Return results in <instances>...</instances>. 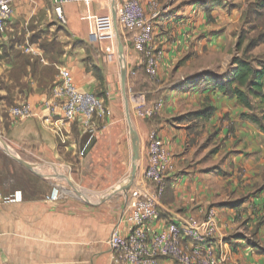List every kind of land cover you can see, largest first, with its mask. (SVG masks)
I'll list each match as a JSON object with an SVG mask.
<instances>
[{"label": "crops", "instance_id": "crops-1", "mask_svg": "<svg viewBox=\"0 0 264 264\" xmlns=\"http://www.w3.org/2000/svg\"><path fill=\"white\" fill-rule=\"evenodd\" d=\"M123 1L117 0V6ZM137 1L148 15H158L153 21L151 47L158 53L160 81L168 80L177 62L189 54L199 58L196 74L206 81L193 83L197 80H189L193 74L186 76L187 89L159 86L151 92L164 90L153 115L136 113L135 130L141 143L139 173L147 163L150 134L162 142L167 154L162 194L157 196L154 184L129 180L132 153L121 126L97 121L94 132L83 128L79 119H63L57 108L50 112L45 102L57 75L40 86L39 73L35 70L32 74L24 65L22 77L14 79L10 73L18 64L4 60L2 80L17 87L12 106L0 100V108L7 109V126L0 115V153L8 156L4 151H10L32 166L33 170H27L30 181L35 180L43 190L21 187L9 191L5 179L0 181V264H127L115 262L107 241L114 231L121 237L130 233L133 226L127 221L126 205L133 197L156 205L157 217L142 227L147 236L190 218L203 221L211 212L214 235L208 247L221 264H264V131L247 118L255 108L242 107L236 97L213 86L214 81L230 79L234 70L230 67L229 0ZM54 2L15 0L7 32L1 34L0 41H10L30 23L52 22ZM62 11L64 31L86 45L94 36L93 22L102 20L97 15L111 11V6L110 0H65ZM208 12L214 25L208 22ZM79 52H63L60 65L69 71L78 91L96 94L100 82L86 70L83 50ZM29 55L30 62L48 66L41 57L36 60L35 54ZM190 64L186 62V68ZM104 72L109 87L115 78L109 69ZM255 104L260 102L254 100ZM20 105L27 106L28 113L13 117L10 109ZM207 106L212 108L207 116H190ZM91 131L94 136L89 142ZM65 141L69 145L62 149L60 142ZM53 186L60 190L57 202L49 200ZM15 193L18 201H12ZM155 264L178 263L157 257Z\"/></svg>", "mask_w": 264, "mask_h": 264}, {"label": "rangeland", "instance_id": "rangeland-1", "mask_svg": "<svg viewBox=\"0 0 264 264\" xmlns=\"http://www.w3.org/2000/svg\"><path fill=\"white\" fill-rule=\"evenodd\" d=\"M225 8H227V6H225ZM229 10L232 15L230 23L232 37V57L230 60V67H232V70L234 69L233 58L247 61L255 68L264 67V43L258 41L259 37L264 34V0H229ZM152 11L154 12V10ZM97 16L101 17L102 20L93 22L95 24L94 36L92 37L91 42L86 45L81 41L76 42L72 37L68 36L63 29L65 24H62L57 20L56 16L50 23L43 22L36 25L30 23L27 26H23L22 31H20V33L19 31H16L10 41H0V70L2 69V61L4 60H14L18 66H22L27 62L25 57H29V54H35L34 58L36 60H39L41 57L47 62L49 57H46L41 50V46H44L46 50H54L50 60H55L56 58L57 64L52 67L49 65V68H53V75H58L59 67H61L59 60L62 58V55L60 57L58 54L63 51L64 53L68 52V54L77 55L80 53L79 50L82 49L83 52H81V55L84 58L83 61L86 70L90 71L93 75L99 74L104 82L103 85H99L96 93V96H99L102 100L104 111L102 116L94 119L92 130L94 129L95 132L97 121L102 125H105L106 123L118 124L121 126L122 131L127 138V144L129 145L130 140L128 139V123L125 113L123 92H125L128 99L129 118L132 127L135 129V125L139 121L136 117V113L139 114V111L143 112L144 109H148V107L156 104L158 100L156 98L158 92L162 93L164 90H159L154 94H151V92H155L159 86H166V90H183L185 88L187 89V86L189 85L185 84L189 82H186L187 75L191 76L195 74L189 79L190 81L197 79L193 81V83L204 80V78H202L201 74H196V72H198L197 64L199 58L196 54H189L184 57V59L182 58L177 62L176 68L169 73L168 80L160 81L158 76L155 79H150L144 70L143 57L141 59L132 50L131 43L126 42V40L123 39L127 32L123 29L121 30L118 26L119 34L125 48L127 66V78L122 87L119 78L118 57L112 32L111 13L110 11H107L102 15ZM207 16L208 22L214 25V21L209 15V12L207 13ZM5 32L7 31L5 30L4 33ZM170 36L173 35L171 34ZM67 45H70L71 47L65 50L63 47ZM15 46H21L23 48L20 49ZM39 53L41 55H39ZM133 55L134 58L132 57ZM31 62L29 61V64H31ZM186 62L191 63L189 68H186ZM41 64L43 63L38 61L37 72L39 73H41L42 69L39 67ZM105 68L112 71V76L115 78L112 83L113 85L111 84L109 87L105 83ZM110 73L111 72H108L109 76ZM4 74L5 71H0V100L3 99L6 106L9 105L8 107H10L13 105L11 97L17 86H14L13 84L9 85L3 81L2 77H4ZM20 76H22L21 72H16L14 75L16 78ZM204 82L206 81L204 80ZM4 93L6 95H4ZM104 101L106 104H104ZM253 108L255 109L251 116L253 115L259 118L264 127V103L255 104ZM6 110V108H0V115L5 126H7ZM94 132L91 131V138L94 136ZM92 140L93 138L89 140V142ZM67 145H69V142L65 141L64 144L60 142L59 146L64 149V146ZM6 152L9 156L0 153V181L3 178L5 179V188L9 191H13L22 187L26 188L27 191H30V188L32 187V190L35 189L36 192H42L43 188L40 187L35 180L32 182L30 181V173H28L29 169L16 162L15 159L20 160V158L10 151ZM83 153L84 151H81L80 155ZM67 156L70 157V153ZM137 165L138 171L136 181L139 183L144 181L141 177V173H139L140 158L137 161ZM30 167L32 168V166ZM130 171H132V169ZM11 180H13V182Z\"/></svg>", "mask_w": 264, "mask_h": 264}, {"label": "built area", "instance_id": "built-area-1", "mask_svg": "<svg viewBox=\"0 0 264 264\" xmlns=\"http://www.w3.org/2000/svg\"><path fill=\"white\" fill-rule=\"evenodd\" d=\"M65 0H55L54 14L62 24L65 18L62 3ZM15 0H0V34L4 33L12 18V5ZM157 12L148 15L144 6L137 0H126L118 4L116 20L119 28L127 32L124 36L130 42L132 50L143 56L144 70L150 79L157 77L158 53L151 47L153 40V21ZM58 81L50 90L45 102L50 112L59 109L65 120L79 119L83 128L92 130L95 118L102 116L104 107L100 97L93 93L77 90L73 84L69 71L59 68ZM157 105L145 109L144 117H151ZM28 113V107L20 105L10 109L13 117H22ZM141 113V112H139ZM87 145L82 151L86 150ZM167 154L162 142L155 134L147 137V163L141 177L156 185L158 197L164 190V166ZM60 199L58 186H53L49 200L57 202ZM19 194L15 193L12 201H18ZM155 203L141 197H133L128 201L127 221L132 224L128 236L121 237L114 231L108 238L107 245L114 254L115 262L123 261L127 264H155L157 257L169 258L178 264H221L208 242L214 235L213 215L207 213L205 220L188 219L182 225L171 224L163 232L149 237L142 227L157 217Z\"/></svg>", "mask_w": 264, "mask_h": 264}, {"label": "trees", "instance_id": "trees-1", "mask_svg": "<svg viewBox=\"0 0 264 264\" xmlns=\"http://www.w3.org/2000/svg\"><path fill=\"white\" fill-rule=\"evenodd\" d=\"M258 41L260 43H264V34L259 37ZM41 50L43 51L44 55L49 58L47 60L48 66L43 67L41 69V73L38 72L40 76V86L46 85L47 83L45 80H49L55 75H53V68L51 67L57 64L56 58L55 60H50V57L53 54L54 50H46L44 46H41ZM62 54L63 51H61L58 55H60L61 57ZM139 57L142 59L143 56L139 55ZM25 58L27 59L26 63H24L22 66H15L14 69L11 70L10 76L12 78L19 79L22 77L20 76L16 78L14 77V75L16 72H21L22 75V73L25 71L24 65L30 67V72L32 74L35 73V70L37 71V61H32L31 64H29L30 58ZM49 65L51 66L50 68ZM233 66L234 70L232 71L231 78L222 83L214 81L213 86L225 95L236 97L238 104L242 107L248 110H253L254 106L252 105V102L254 100H258L260 103L264 102V67L255 68L249 62L239 60L238 58H233ZM94 76L99 80L100 86L104 84L102 77L99 74ZM159 95L160 92H158V95L156 97L157 99H159ZM104 104H106L105 101ZM211 112L212 108L207 106L202 110H199L198 112L191 113L190 116H207ZM247 118L264 131V127L261 126L260 121L256 116H247Z\"/></svg>", "mask_w": 264, "mask_h": 264}, {"label": "water", "instance_id": "water-1", "mask_svg": "<svg viewBox=\"0 0 264 264\" xmlns=\"http://www.w3.org/2000/svg\"><path fill=\"white\" fill-rule=\"evenodd\" d=\"M110 6H111L110 13H111V22H112V32H113V36H114L115 48H116V53H117V57H118V64H119V78H120L121 85L123 87L125 82H126V78H127V66H126L125 48L123 46L121 36L119 34L120 32H119V28H118L117 20H116V9H117L116 0H110ZM123 93H124L123 94V100H124V106H125L126 119H127V123H128V135H129V140H130V149H131V153H132V161H131L132 171H130L129 180H131L132 183L134 184L136 181V175H137V171H138L137 161L140 158V139H139V136H138L136 130L131 125L130 118H129L128 99H127L125 92H123ZM4 152H6V151H4ZM6 154L8 155L7 152H6ZM15 160L21 166H23L29 170H32V168L30 166L24 164L21 160H18V159H15Z\"/></svg>", "mask_w": 264, "mask_h": 264}, {"label": "bare ground", "instance_id": "bare-ground-1", "mask_svg": "<svg viewBox=\"0 0 264 264\" xmlns=\"http://www.w3.org/2000/svg\"><path fill=\"white\" fill-rule=\"evenodd\" d=\"M9 152V151H8Z\"/></svg>", "mask_w": 264, "mask_h": 264}]
</instances>
